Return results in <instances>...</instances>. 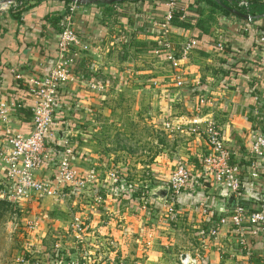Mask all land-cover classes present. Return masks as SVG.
<instances>
[{
  "label": "crops",
  "instance_id": "0c3cea01",
  "mask_svg": "<svg viewBox=\"0 0 264 264\" xmlns=\"http://www.w3.org/2000/svg\"><path fill=\"white\" fill-rule=\"evenodd\" d=\"M25 1L19 23L8 13L0 14V103L9 107V121L0 122V140L6 130L27 131L32 102L23 81L32 75L46 76L51 70L58 41V31L52 21L63 15L70 3L67 0ZM144 1L135 4L132 0L111 3L92 0L81 4L74 15V28L87 50L78 60L83 61V67L77 63L75 66L81 82L58 97L53 129L65 132L62 136L75 151L72 164L77 172L94 174L97 179L87 183L84 194L78 198L27 203L28 208H37L38 215L47 217L44 223L38 221L37 231L34 230L38 237L31 244V251L37 254L33 258H40L43 264H180V255L195 258L197 254L209 264H264V226L256 236L252 228L246 227L250 256L238 245L237 235L230 227L220 228L215 239L206 238L219 218L231 211L226 209L227 197L222 188L201 181L180 193L181 207L174 206L172 222H180L178 226L183 227L184 233L171 235L180 237L174 240L180 243L175 253L168 238H163L166 232H162L173 228L153 224L170 207L167 201L161 204L153 198L158 209L150 211L148 216L146 209L139 207V199L133 192L142 186L153 187L152 191L166 190L169 175L180 162L192 176L200 172V162L208 153L205 140L165 132L162 128L165 122H187L196 114L200 96L209 101L202 114L213 118L219 127L231 164L255 158L249 153V146L252 133L261 130L260 117L264 114L254 101L264 96V85L258 86L264 64L254 62L264 61V55L261 52L260 58L254 56V50L258 49L253 43L257 38V23L264 27V0H248L249 7L240 9L252 17L246 24L235 17L222 19L218 10L202 1L186 0L188 14L209 31L201 38L204 44L200 40L198 43L196 34L190 30L175 27L169 36L176 55L187 41L194 39L198 44L179 62L183 88L175 85L174 72L164 55H155L152 48L159 33L156 25L167 11L165 0L159 1L158 6L155 0ZM226 1L229 5L235 2L237 7L239 0ZM240 29L246 34H241ZM218 42L223 43L222 51L214 46ZM225 44L232 50L231 56L225 54ZM242 52H245L244 58L239 57ZM233 58L237 65L231 69ZM239 67H244L245 72L238 74ZM146 90L155 96L161 90L163 95L155 101L117 100L120 94L149 93ZM123 124L125 128H121ZM121 139L127 142L122 144ZM51 144L60 149L59 143ZM50 172V168L43 167L37 176L44 177ZM111 172L120 174L117 184L113 185L109 179ZM245 179L249 181L245 194L259 193L258 183L264 184V178L252 180L246 174ZM119 188L125 191L118 194ZM60 211L64 212L61 220L57 216ZM164 216L169 218L166 212ZM73 217L85 228L84 243L75 241L71 229ZM35 219L33 216L30 220ZM47 223H52V231L42 228ZM46 234L55 239L51 250L42 245ZM58 236L59 239L66 237L64 245L56 240ZM80 248L82 254L76 258ZM67 249L73 252L67 255ZM63 250L67 251L58 253ZM43 257L48 261H43Z\"/></svg>",
  "mask_w": 264,
  "mask_h": 264
},
{
  "label": "built area",
  "instance_id": "2783aa9c",
  "mask_svg": "<svg viewBox=\"0 0 264 264\" xmlns=\"http://www.w3.org/2000/svg\"><path fill=\"white\" fill-rule=\"evenodd\" d=\"M179 1V0H178ZM177 0H165L167 11L158 22V35L155 55H164L173 70V78L178 88H183L184 80L179 73V62L185 59L188 54L197 46V41L191 39L183 44L176 55V51L170 42L169 36L175 27L172 25V12L176 7ZM25 0H0V14L11 10L25 8ZM81 4L76 1L70 2L65 13L60 19L61 34L57 45L56 60L46 76L32 75L23 81L28 96L30 98V123L27 131L15 132L6 130L0 140V200L11 202L13 204L41 202L44 199L60 198H78L84 194L87 183L96 181L94 174H80L72 164L75 151L62 136L65 132H57L53 129L54 117L57 113L58 94L69 90L79 84L80 75L75 66L81 58L82 52L86 49L80 42L74 28V15ZM239 9L249 7L248 0H239L237 2ZM182 12L179 20L186 19L187 7L184 5L179 9ZM262 48L254 50V56H259L261 52L264 55V37L260 38ZM219 51L223 50V43L214 45ZM260 58V56H259ZM264 58V56H263ZM17 80L22 81L20 75H16ZM264 85V69L262 78L258 86ZM94 89V85L90 84ZM258 98H254L257 103ZM209 104L206 98L200 96L195 107V113L188 118L187 122L163 123V130L169 133H178L186 136L203 138L206 142L208 153L203 156L200 164L201 170L196 175H191L183 162L178 163L170 173L166 182L167 198L179 195L184 189L192 184L198 185L207 182L222 188L226 192V197L233 194L238 197L240 190V180L244 166L231 164L230 152L222 138L221 131L213 118L202 114L203 109ZM9 121V107L0 103V122ZM67 135V133H66ZM62 136V138H59ZM52 142L59 143L60 149L52 146ZM249 153L264 161V137L261 132L255 131L251 136ZM43 167L50 168V173L44 177H38L37 172ZM113 185L117 184L120 176L115 172L108 174ZM247 177L252 180H259L260 176L255 172L254 163L247 168ZM154 193V192H152ZM152 197V194H151ZM166 214L169 220L175 219V210L173 203H169ZM39 226L38 221L31 220L28 228L32 231ZM230 227L237 235V243L244 250L245 254L250 256L251 249L245 237L246 227L252 228L253 236L262 232L264 226V207L257 212L249 213L245 208L236 202V205L230 212L219 218L217 225L212 227L206 238L210 240L219 236L220 228ZM71 229L75 234L77 244L84 243V226L73 217ZM109 246H113L109 242ZM180 255V264H209L202 255L193 258L189 255ZM34 259V260H33ZM33 261L22 260V264H43L36 258ZM71 264V263H68ZM77 264H80L77 262ZM84 264V263H83Z\"/></svg>",
  "mask_w": 264,
  "mask_h": 264
},
{
  "label": "rangeland",
  "instance_id": "374dc122",
  "mask_svg": "<svg viewBox=\"0 0 264 264\" xmlns=\"http://www.w3.org/2000/svg\"><path fill=\"white\" fill-rule=\"evenodd\" d=\"M166 70H167V68H166ZM168 89L169 88H167V90ZM146 91H148V90H146ZM148 92L150 94L146 93V92L144 93L142 91H138V92L136 91L135 93H133V92L125 93V94L123 93V94H120L119 96L116 94V96H118L117 97L118 101L119 100L120 101L128 100V101L137 102L138 99H140V100L153 99V101H155L156 99L159 100L160 96L163 95L161 90H158V93H159L158 96L157 95L155 96L154 92H151V91H148ZM168 93H171V92H168ZM164 94H165V92H164ZM166 94H167V92H166ZM116 96H115V99H113V101H116ZM122 126H123V128L126 127V125H124V124L121 125V128H122ZM120 142H122V144H125L127 141L121 139ZM140 147H142V141H141ZM152 188L153 187L142 186L140 188H137L135 191L133 190V192L135 193L134 196H136L139 199V207H142L144 210L146 208H148L151 212L153 210V206H152L153 197H151V194L153 192ZM122 191H125V189L124 188L117 189L118 194H121ZM156 201H158L161 204L165 203V200L162 201V200L156 199ZM129 209L131 210V208H129ZM37 210H38L37 208L36 209L28 208L27 203L13 204L11 202L0 200V264H22L21 263L22 260L33 261L34 259L32 260V258L37 256V254H33V251H31L32 247H33L31 245L32 241L34 240L35 237H38L36 234H34L37 230L33 232L30 228H28V224L30 223V221H31L30 219L33 216L36 217L37 221H40L43 223L46 221V218H47L46 214H42L41 212H40L41 215H38L37 213H39V212ZM164 213L165 212H163L162 214L160 213L159 220H157V222L153 223V224L155 227H164L165 229H168L169 227L173 228L172 231L162 230V232L163 231L166 232V236L163 238H168L167 242L168 243L171 242L173 251L175 253V251L177 252V249L179 248L178 244H180V243L178 242L176 244L174 240L178 241V239L180 240V237H179V235L178 236H171V235H172V233H175V234H178V232L182 233L183 231H181V229H183V227L178 226L180 223L179 221H178L179 223H177V221L172 222L171 220H169V218L164 216ZM63 214H64V212H62V211H60L59 214L57 213L59 220L63 219V217H62ZM38 217H40V218H38ZM176 219H177V216H176ZM50 225H52V223L51 224L47 223L46 225H43L42 228L45 231H47V230L52 231L51 230L52 227H50ZM65 238L59 239V236H58V238H56V240H60L59 241L60 244L64 245ZM54 241H55V239L51 235L46 234V236H44L42 245H44V248L46 250H51L54 247V243H55ZM61 241L63 243H61ZM67 242H69V241H67ZM159 242L161 243V240ZM73 247L76 248V245H74ZM67 250H63V252H58V253L64 254V252L67 251L68 252L67 255H70L71 252H73V250H70V249H67ZM81 254H82V252H81V248H80V250H78L76 258H80ZM39 256H43V255L39 254ZM43 259H44L43 261H48V258H46V257H43ZM61 259H65V257L62 256ZM38 260L40 261L41 259L39 258ZM95 264H96V262H95Z\"/></svg>",
  "mask_w": 264,
  "mask_h": 264
},
{
  "label": "trees",
  "instance_id": "16d2710c",
  "mask_svg": "<svg viewBox=\"0 0 264 264\" xmlns=\"http://www.w3.org/2000/svg\"><path fill=\"white\" fill-rule=\"evenodd\" d=\"M159 1H163V0H155L154 4H157V6H158ZM195 1H200V2L202 1L206 5H208L211 8H213L214 10H218L222 19H227L229 17H235L238 21H240L241 24H246L247 23L246 20H244L242 18H239V17H237V16H235V15H233V14H231L229 12V10H228V8H230L229 6L235 8V10H237L239 12H242L240 9H238L236 7V3L235 2L231 1V4L229 5L226 0H218V1H213V0H195ZM132 2L136 4V3H140V2L144 3L145 1L144 0H132ZM185 3H187L186 0H179V1L177 0V4H176V7L174 9V12H172V25L174 27L178 28V29L190 30L191 32L196 34V36H194V38H197L198 43H200L199 40L201 42H203L202 39L208 34V31H209L207 28L204 27L203 23L199 22L197 19L193 20L191 18L190 14H188V11L186 12V19H184L182 21L179 20L181 14H182V12H180L179 9L182 8ZM165 10H167V7L165 8ZM24 11H25V8L17 9V10H11V11H8L6 13H8V15L13 20H15V21H17L19 23V20L21 19ZM197 11H198V9H197ZM198 13H199V11H198ZM61 17H62V15L59 16L58 18L53 19L54 21H52L53 26H54L53 28H55V30L58 31V33H57L58 34V41H59L60 34H61V25H60ZM255 31L257 33L256 34L257 38L254 41L253 46H254V48L260 49L263 46L262 43L260 42V38L264 37V27L262 26V24L260 25L259 23H257V25L255 26ZM240 33L241 34H246V32H244L243 29H240ZM197 34H199L200 36H197ZM58 41H57V45H58ZM204 43L205 42H203V44ZM224 46H225V48H224L225 54L228 55V56H231L233 54V52L230 49V47H228L226 44ZM155 47H156V44L152 46V48H155ZM56 53H57V47H56ZM239 57L244 58L245 57V52L240 53ZM231 60L233 62V65H231L230 68L232 69V68H234L235 65H237V62H236L235 58H233ZM76 63H77L78 67H83V65H84L83 61H77ZM254 63H257V64H259V63L262 64L263 63L264 64V61H263V59H260L258 61L255 60ZM230 68H229V71H231ZM239 70L240 71L238 72V74L245 72V68L244 67H241V68L239 67ZM231 72H233V71H231ZM63 94L64 93H59L58 97H60V95H63ZM263 95H264V93H263ZM252 98L253 97H251V95H250L249 99L252 100ZM255 103H254V105H255ZM256 105H258V109L264 110V96H260V98H258V102L256 103ZM29 114L30 113H28V115ZM28 115H27V117H29ZM26 123L29 124L30 122L27 120ZM260 125H261L260 132L262 133V135L264 137V114L260 117ZM252 162L254 163L255 172L261 178H264V161H260L258 158H254L253 160L250 159L249 161H246V162H244L242 164H238L239 166L242 165L245 168V170L242 171V174H241L240 190L238 192V203L243 208H245L249 213L260 211L264 207V184L263 183H258L259 186H260L259 187V193H252L250 195H246L245 194V187H246V185L249 182L248 180L246 181V179H245L246 178V174H247V168H248V166H250V164ZM179 195H177L175 197L174 196L168 197L167 198V202L173 203V205L176 208L181 207V203L179 202V197H180ZM152 201L154 202L155 200H152ZM152 206H153V210L152 211L158 209L156 207L157 203H155V202L152 203ZM145 211H146L148 216L151 215L149 213L150 210L148 208H146Z\"/></svg>",
  "mask_w": 264,
  "mask_h": 264
},
{
  "label": "water",
  "instance_id": "95a60500",
  "mask_svg": "<svg viewBox=\"0 0 264 264\" xmlns=\"http://www.w3.org/2000/svg\"><path fill=\"white\" fill-rule=\"evenodd\" d=\"M69 2H73V1H76L77 3L79 4H85L92 1V0H67ZM95 2L99 1V0H93ZM104 2H114L115 0H102ZM229 12L239 18H242L246 21H251L252 20V17L250 15H247V14H243L235 9H231V8H228ZM62 138V137H61ZM154 193H152V197L154 199H159V200H162L164 201L167 197V190L165 189H157L156 191L153 190ZM236 205V196L233 195V194H229L227 195V201H226V209L227 210H231L235 207Z\"/></svg>",
  "mask_w": 264,
  "mask_h": 264
}]
</instances>
